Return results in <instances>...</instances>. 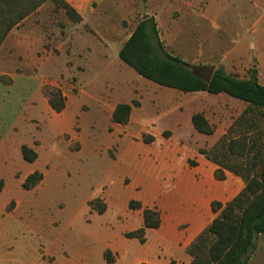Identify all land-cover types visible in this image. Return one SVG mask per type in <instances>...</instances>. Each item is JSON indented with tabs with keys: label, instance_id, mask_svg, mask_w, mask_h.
Listing matches in <instances>:
<instances>
[{
	"label": "rangeland",
	"instance_id": "obj_1",
	"mask_svg": "<svg viewBox=\"0 0 264 264\" xmlns=\"http://www.w3.org/2000/svg\"><path fill=\"white\" fill-rule=\"evenodd\" d=\"M103 4V13L97 4L93 6L104 20L101 25L109 20L110 29H98L93 19L73 28L69 45L60 50L57 42V46L53 44L55 56L48 57L38 72V76L51 77L50 82L61 87L68 98L79 94L78 78L60 72L74 64L81 72L86 66L79 75L86 95L74 96L66 114L69 122L79 123L82 150L71 151L68 141L55 138L57 130L40 107V115L46 117L44 128L27 127L15 134L17 142L45 135L44 144L38 147L37 165L45 175L43 182L31 191L24 190L22 179L32 164L24 161L16 143L1 151L0 179L5 189L0 193V264H107L104 252L109 248L120 259L118 264H131L142 255L138 239L125 236L142 222L141 211L130 210L129 202L151 195L143 184L142 162L144 154L161 142L130 150L127 137L111 135L108 128L114 132L117 126L111 124L101 104L107 98L113 104L143 103L134 110L136 123L129 130L133 135L147 126L156 133L170 126L175 130L174 143H182L191 152L196 147L212 148L209 145H215L247 107L230 96L172 92L176 90L118 65L117 46L146 15L155 18L172 55L192 65L198 64L199 52L206 51L210 65H192L200 76L209 78L211 69L224 66L227 73L247 79L255 69L264 85V0H103ZM53 18L63 21L58 13ZM174 104L182 112L174 113ZM199 109L207 111L217 133L213 137L192 134L189 114ZM168 111L173 114L165 117ZM152 120L155 125H148ZM257 122L259 129L253 136L264 138V117ZM78 146L76 142L72 147ZM96 199L107 204L105 213L91 208ZM10 201L14 207L19 203L13 213L6 212ZM257 247H264V236L257 240Z\"/></svg>",
	"mask_w": 264,
	"mask_h": 264
},
{
	"label": "crops",
	"instance_id": "obj_2",
	"mask_svg": "<svg viewBox=\"0 0 264 264\" xmlns=\"http://www.w3.org/2000/svg\"><path fill=\"white\" fill-rule=\"evenodd\" d=\"M65 1L83 18L81 23H74L70 20L71 23L69 24L67 21L69 19L65 10L61 9L57 12L52 0H48L18 23L9 32L0 47V154L1 151L7 147V144L10 143H16L17 147L21 150V154L24 145L38 152V147H41L45 142V135L41 133L39 137L33 138V140L29 142H17L18 138L15 133L27 127H34L41 131L44 128V123H46V117L49 119L51 126L57 130L55 134L56 139L59 138L68 141L71 151L80 152L82 150L79 138V123L75 120L69 122L66 118V114L69 112V101L72 100L74 96L86 95L79 81V75L86 70V66L84 71L79 72L76 64H74V67L66 65L68 71L60 72L65 74V76H76L78 78L76 86L80 87L81 90H79L80 92L78 95L68 96L67 98L63 89L56 86L62 89L67 98V106L65 110L59 114L53 111L48 99L43 94V87L51 83V77L38 76V72L48 57L55 56L53 55V44H58L60 50L66 48L71 38L70 36L73 34L71 32L73 28L75 30L81 26V24L89 23L91 19L97 23L96 26L98 29H104V31L106 29L108 31L110 26L108 25L109 20H107V25H101L104 20L101 17V13H98L96 11L97 9L93 6L97 4L98 8L102 10L103 0ZM57 13L63 16L62 22L53 21V16H56ZM74 25L77 27H73ZM93 28L96 27L94 26ZM132 32L129 34L128 38ZM58 38L59 40H56ZM128 38L117 46L116 51L118 56ZM53 40L56 41L54 42ZM103 57L106 59L108 56L106 55ZM199 57L202 58V60L199 58V60H197L198 64L193 63V66L205 67L210 65V57L205 50L199 52ZM184 61L187 62L186 60ZM111 65L112 64L109 63L108 67H112ZM118 65L127 66L123 61L118 63ZM3 77L9 79L10 83H4L2 80ZM51 85L54 84L51 83ZM69 87L76 88L73 85ZM152 89L156 90L157 88ZM172 92L180 91L176 90ZM180 93L183 94V92ZM190 94L196 95L198 93ZM201 94L204 95L206 92H200V95ZM215 96L228 95L219 94ZM120 103L124 102L113 104L109 102L108 98L106 102L103 101L101 103L111 124L117 126L114 132L108 128L111 135L117 133L120 137H127L130 150L136 149L139 145L152 146L158 141L161 142L160 147L148 150L144 154L142 162L145 170L143 184L146 185L145 190L150 191L151 195L146 199H138L136 201L141 202L144 208L159 210L162 217V224L158 229L147 230V241L144 244L141 243L142 255L131 264H170L171 262L175 264H190L192 262V257L187 253V248L215 218L216 215L212 212L211 208L212 203L217 201L226 205L231 202L245 188V182L240 176L230 171H225V180H218L215 173L219 169V166L200 154V148L195 146L197 150L191 152L184 148L182 143H174L175 130L170 126H166L160 133L151 130L149 126L138 134L133 135L130 133L129 130L131 126L136 123L134 119V110L141 108L142 102L139 106H133L129 125L122 126L114 123L112 120L113 113L115 107ZM40 107L44 109V114H46L45 118H42L40 115ZM84 109H87V106H84ZM173 109L174 113L182 112L181 107L176 104H174ZM169 111L165 113V117H170L173 114ZM195 113H203L209 120V116L205 109L194 110L189 114L190 124L191 117ZM42 119H44V121H42ZM155 121L156 120H152L148 122V125L154 126ZM192 128L193 129H190L192 134H197L198 132L193 126ZM165 132L171 133L169 138L164 136ZM144 134L155 135V141L152 144L144 143ZM216 134L217 133H215V135ZM64 136L67 137L65 138ZM213 136L214 134L210 137ZM76 142L79 143V146L78 148H73L72 146ZM211 146H214V143L209 145V147ZM38 155V159L30 163L33 168L24 176L22 183L28 175L35 171H40L37 166L40 160V154L38 153ZM113 159L117 160V157ZM190 161H194L195 164L192 165ZM129 179L130 184L133 183V179ZM4 189L5 186L3 185V189L0 193H2ZM10 203L11 201L7 204V207ZM7 207L6 212L13 213L18 209L19 203L17 202V206L11 211H8ZM138 211H141L142 214V210ZM142 224L143 214L142 222L135 230L142 227ZM263 236L264 235H260L258 239ZM52 257L54 256H51V258ZM260 258H264V247H257L249 264H264V261L260 260ZM119 261L120 259L117 258L116 262L113 264H118Z\"/></svg>",
	"mask_w": 264,
	"mask_h": 264
},
{
	"label": "trees",
	"instance_id": "obj_3",
	"mask_svg": "<svg viewBox=\"0 0 264 264\" xmlns=\"http://www.w3.org/2000/svg\"><path fill=\"white\" fill-rule=\"evenodd\" d=\"M48 0H0V47L9 32L25 17L37 10ZM56 10L64 9L67 17L74 23H81L83 18L65 0H52ZM119 58L128 67L143 78L159 86L178 90L183 93L206 92L225 94L245 102L247 107L233 122L227 132L210 149L200 148L199 153L219 166L215 176L225 180V171L240 176L245 188L226 205L214 201L211 205L216 217L210 225L187 248L192 257L190 264H249L257 249V239L264 235V138L253 136L259 129L257 120L264 117V85L260 83L257 70L249 78L242 79L226 72L224 66L215 68L209 78L200 76L193 66L166 49L154 17H145L136 25L134 31L120 50ZM4 83L10 80L3 77ZM43 94L48 99L54 112L62 113L67 106V98L62 89L51 84L43 87ZM132 104L120 103L115 107L112 120L122 126L131 122ZM191 124L199 133L212 136L215 128L203 113H195ZM170 132L164 136L169 138ZM143 141L152 144L153 135L144 134ZM25 161L35 162L38 152L26 145L22 147ZM192 165L194 161H190ZM44 180L41 171L27 176L22 188L31 191ZM4 181L0 180V192ZM93 210L100 214L107 211V204L96 199L90 203ZM11 202L7 209L13 210ZM130 210H142L143 224L137 230L127 232L129 239L147 241L148 229H158L162 224L161 213L157 209L144 208L136 200L129 202ZM107 263L116 262L111 250L104 252ZM149 264V263H140ZM170 264H175L171 262Z\"/></svg>",
	"mask_w": 264,
	"mask_h": 264
},
{
	"label": "water",
	"instance_id": "obj_4",
	"mask_svg": "<svg viewBox=\"0 0 264 264\" xmlns=\"http://www.w3.org/2000/svg\"><path fill=\"white\" fill-rule=\"evenodd\" d=\"M148 17H149V15H146L145 19H147ZM213 71H214V69H211V75L213 74Z\"/></svg>",
	"mask_w": 264,
	"mask_h": 264
}]
</instances>
